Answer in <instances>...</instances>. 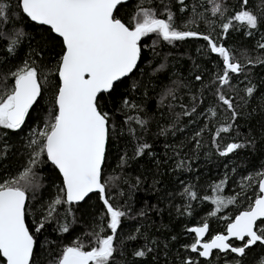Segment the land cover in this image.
Masks as SVG:
<instances>
[{"label": "trees", "instance_id": "16d2710c", "mask_svg": "<svg viewBox=\"0 0 264 264\" xmlns=\"http://www.w3.org/2000/svg\"><path fill=\"white\" fill-rule=\"evenodd\" d=\"M16 2L11 0V18L0 25V30L6 37L22 30L24 36L11 53L7 51L8 40L0 39V94L11 91L15 83L11 73L26 62L43 68L47 82L42 81L41 96L20 129L0 128V183L17 178L28 167L33 153L31 140L55 114L60 83L56 69L63 54L60 38L49 28L33 24L15 8ZM247 7L258 14L264 12V0H249ZM140 8L153 9L161 19L171 12L178 30L210 35L218 45L231 50L244 65V71L230 73V83L221 87L218 77L224 71L223 60L211 51L202 36L170 43L151 33L142 39L139 67L112 93L105 94L103 101L110 123L116 125L106 153L104 178H112L111 202L128 212L117 232L118 251L113 264H185L188 259L196 264H264V244L260 243L247 249L242 257L214 253L209 261L203 260L190 250L196 236L188 231L206 222L207 240L225 235L228 225L260 195V174L264 173V63L259 61L264 60V48L259 45L264 43V22L256 29H248L233 21V27L225 33L222 25L241 10V0H227L223 14L217 16L211 15L207 0H184L183 4L179 0H132L118 8L117 16L132 24ZM198 14H203L202 18ZM134 83L137 87L132 91L130 86ZM253 86L255 92L249 97L246 89ZM169 90L171 95H166ZM221 94L231 100L232 109L219 99ZM162 97H166L163 102ZM125 98L135 101L141 110L129 113L124 108ZM233 111L237 113L235 118ZM127 114H137L147 121L144 128L133 125L137 127L135 138L127 132ZM227 125L232 126L231 130L217 136V131ZM137 143L151 147L136 156ZM231 143L244 147L221 155ZM122 157L126 161L123 164ZM33 171L35 178L27 189L25 222L34 231L48 206L57 197H66L62 177L46 157ZM186 188L196 193L195 199L185 192ZM217 196L226 200L234 197L235 202L213 216L216 205L212 201ZM108 219L99 194L82 205L57 206L45 228L34 233L38 239L35 264H54L66 247L78 241L84 250H90L97 234H110ZM64 224H68V232L62 231ZM258 227L264 229V224L260 222ZM130 235L137 238L129 240ZM144 248L152 251L145 257L134 255Z\"/></svg>", "mask_w": 264, "mask_h": 264}, {"label": "snow or ice", "instance_id": "6c2138e0", "mask_svg": "<svg viewBox=\"0 0 264 264\" xmlns=\"http://www.w3.org/2000/svg\"><path fill=\"white\" fill-rule=\"evenodd\" d=\"M179 2L183 4L184 0ZM124 3L125 0H17L15 4V8L32 22L48 26L51 32L60 38L63 54L56 69L60 83L55 95V114L50 116L44 129L36 133V138L31 140L33 153L28 167L17 178L0 183V264H35L34 254L38 239L34 233H40L45 228V224L57 212V206L80 203L91 193H99L106 207L109 217L107 228L110 229V234H97L95 246L87 251L79 241L74 246L66 247L54 264H113L118 251L115 243L117 232L122 218H125L128 212L111 202L113 197L109 194V189L112 178H104L106 153L116 125L110 123L109 113L103 110V101L105 94L112 93L125 78H130L137 70L141 62V41L144 37L156 33L171 43L202 36L208 41L211 51L223 60L224 71L218 77L221 87L230 83V73L244 71V65L234 58L231 50L222 44L218 45L210 35L178 30L171 12L166 19H161L153 9L140 8L133 18V23L126 24L117 16L119 6ZM207 3L211 4L212 16L223 14L224 8L219 0H207ZM248 5L249 0H241V10L222 25L225 33L233 27V21L245 25L248 29H256L264 22V12H253L248 9ZM12 11L11 0L0 2V25L9 21ZM198 15L201 18L203 16ZM22 36V30H16L12 37H6L4 31L0 30V39L8 40L7 51L10 53L15 50ZM259 47L264 48V43ZM259 62L264 63V60ZM163 67L164 65L160 66L161 69ZM11 75L15 78L14 86L11 91L0 94V128L17 130L24 124L29 110L41 96L42 81L46 83L47 76L43 68L27 62ZM196 79L201 77L197 76ZM130 87L135 91L137 85L134 83ZM246 91L251 97L255 87H248ZM166 95H171V91ZM164 98L166 97H162L161 102ZM219 99L232 109L230 99H226L222 94ZM123 104L129 113H138L141 110L139 104L127 98ZM192 111L194 112L195 108ZM212 115H215L214 111ZM236 115L233 111L234 118ZM124 123L127 125V132L135 138L137 127L133 125L144 128L147 121L137 114H127ZM231 127H221L216 135L230 131ZM150 147L147 143H137L135 155H143ZM242 147L244 145L241 143H231L220 154L226 156ZM42 157H46L62 174V191L66 199L57 197L46 209L47 214L43 219L38 220L33 231L25 222L27 189L35 178L33 169L41 163ZM121 161L122 164L126 162L123 157ZM260 175V195L247 211L242 212L228 225L226 235L219 234L210 241H204L209 230L206 222L188 230L196 234L195 241L190 245L192 252L204 258H211L213 250L218 249L242 257L252 245L257 242L264 243V229L257 225L258 221L264 224V173ZM251 179L252 177H248V180ZM221 188L222 184L216 186L217 190ZM185 192L191 198H196L195 192L187 188ZM120 194L123 195L122 192ZM212 202L216 205V211L211 215L215 216L221 208L234 203L235 198L226 200L217 196ZM140 215L144 213L141 212ZM68 230V224L62 225L63 232ZM136 238L135 235L128 237L129 240ZM232 238L244 241L243 246H233L229 243ZM150 251L151 248H144L135 251L134 255L145 257ZM185 264L196 262L188 259Z\"/></svg>", "mask_w": 264, "mask_h": 264}, {"label": "water", "instance_id": "95a60500", "mask_svg": "<svg viewBox=\"0 0 264 264\" xmlns=\"http://www.w3.org/2000/svg\"><path fill=\"white\" fill-rule=\"evenodd\" d=\"M132 0H125V3L124 4H122V5H126V4H128V3H130ZM121 5V6H122ZM120 7V6H119ZM26 16V15H25ZM27 17V16H26ZM28 18V17H27ZM29 20H30V18H28ZM31 21V20H30ZM32 22V21H31ZM33 24H36L35 22H32ZM36 25H38V24H36ZM38 26H42V25H38ZM44 27H47V28H49L48 26H44ZM50 29V28H49ZM140 64V63H139ZM138 67H139V65H138ZM125 79H127V78H125ZM39 99V98H38ZM38 101V100H37ZM35 105V104H34ZM33 105V106H34ZM30 111V110H29ZM50 164H51V162H49ZM57 171L59 172V170L57 169ZM59 174H60V176L62 177V174L59 172ZM62 180H63V177H62ZM97 194H99V193H91L90 194V196L88 197V198H90L92 195H97ZM88 198H86L84 201H81L80 203H73V204H71V205H82V204H84L86 201H87V199ZM27 202H28V200L26 201V206H27ZM25 210H26V208H25ZM260 223V221H258L257 222V225ZM192 233V232H191ZM208 233H209V230H208ZM208 233H206V235H205V237H204V241H210V240H207V236H208ZM192 234H194L195 236H196V234L195 233H192ZM226 234H227V232H226ZM225 234V235H226ZM247 239V238H246ZM229 243H231L232 245L234 244V243H236V244H238V245H242V244H244V241H240V240H237L236 238H232L230 241H229ZM258 243H260V242H257L256 244H258ZM255 244V245H256ZM260 244H264V243H260ZM255 245H252L251 246V248L252 247H254ZM235 247H240V246H235ZM250 249V248H249ZM247 250V249H246ZM194 253V252H193ZM214 253H220V254H226V253H231L230 251L229 252H221L220 250H213V254ZM232 254H234V255H236V256H238V257H241V256H239L238 254H236V253H232ZM203 260H206V261H209L211 258H204V257H201Z\"/></svg>", "mask_w": 264, "mask_h": 264}, {"label": "rangeland", "instance_id": "374dc122", "mask_svg": "<svg viewBox=\"0 0 264 264\" xmlns=\"http://www.w3.org/2000/svg\"><path fill=\"white\" fill-rule=\"evenodd\" d=\"M227 0H219L220 3H222V6L226 3ZM211 7V4H210Z\"/></svg>", "mask_w": 264, "mask_h": 264}]
</instances>
